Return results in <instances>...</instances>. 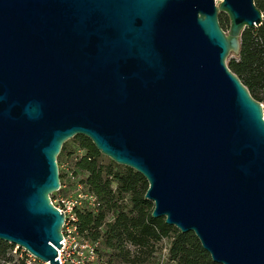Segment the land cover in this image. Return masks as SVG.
Returning <instances> with one entry per match:
<instances>
[{"label": "water", "instance_id": "obj_1", "mask_svg": "<svg viewBox=\"0 0 264 264\" xmlns=\"http://www.w3.org/2000/svg\"><path fill=\"white\" fill-rule=\"evenodd\" d=\"M262 18L253 0H0V240L59 264L57 156L84 135L213 262L264 264V113L226 62Z\"/></svg>", "mask_w": 264, "mask_h": 264}, {"label": "trees", "instance_id": "obj_2", "mask_svg": "<svg viewBox=\"0 0 264 264\" xmlns=\"http://www.w3.org/2000/svg\"><path fill=\"white\" fill-rule=\"evenodd\" d=\"M253 1L263 13L262 22L242 31L238 58L230 54L227 64L250 95L264 103V0ZM218 22L228 31L224 13L218 15ZM65 161L74 179L59 167L60 181L67 184L61 192L67 194L80 184L97 201L95 208L84 203L76 209L78 233L97 243V264H219L192 232L182 233L163 217L153 218V203L144 197L148 186L144 177L101 154L87 137L75 135L72 144L63 143L58 166ZM13 250V244L0 240V264L15 261ZM19 264L26 263L19 260Z\"/></svg>", "mask_w": 264, "mask_h": 264}, {"label": "built area", "instance_id": "obj_3", "mask_svg": "<svg viewBox=\"0 0 264 264\" xmlns=\"http://www.w3.org/2000/svg\"><path fill=\"white\" fill-rule=\"evenodd\" d=\"M77 152L81 154L82 150H78ZM60 168L68 172V177L74 179L71 176V172H69L70 169L67 161L62 162ZM65 189H67L66 182L60 181L59 188L55 191L57 194L51 199V203L64 214L61 228L62 242L60 241L62 245L57 249L59 264H97L95 250L97 243L82 237L78 233V216L76 213V209L84 203L91 208H95L97 206L96 198L94 195L82 191L80 184H77V192L73 194H63L61 191Z\"/></svg>", "mask_w": 264, "mask_h": 264}, {"label": "rangeland", "instance_id": "obj_4", "mask_svg": "<svg viewBox=\"0 0 264 264\" xmlns=\"http://www.w3.org/2000/svg\"><path fill=\"white\" fill-rule=\"evenodd\" d=\"M219 1V0H218ZM217 1V2H218ZM227 32V30H225ZM233 55V54H232ZM230 55V56H232ZM229 56V57H230ZM228 57V58H229ZM228 58L226 59V62L228 61ZM262 108H263V113H264V103L261 102ZM69 142V144L73 143V137L67 140ZM60 167V166H59ZM66 179H64L65 181ZM77 187V186H76ZM77 192V189L75 187L71 188V190H69L67 193L68 194H73ZM13 254H14V259L15 261L13 263H5V264H19V260H24L26 264H44L43 262L39 261L38 259H36L34 256H32L31 254H29L27 251H25L23 248L21 247H16V245H14V250H13Z\"/></svg>", "mask_w": 264, "mask_h": 264}, {"label": "bare ground", "instance_id": "obj_5", "mask_svg": "<svg viewBox=\"0 0 264 264\" xmlns=\"http://www.w3.org/2000/svg\"><path fill=\"white\" fill-rule=\"evenodd\" d=\"M216 1H218V0H216Z\"/></svg>", "mask_w": 264, "mask_h": 264}]
</instances>
